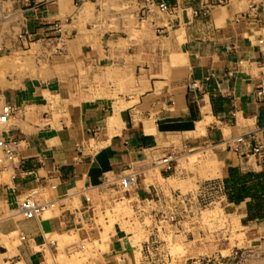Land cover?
Listing matches in <instances>:
<instances>
[{
	"label": "crops",
	"instance_id": "1",
	"mask_svg": "<svg viewBox=\"0 0 264 264\" xmlns=\"http://www.w3.org/2000/svg\"><path fill=\"white\" fill-rule=\"evenodd\" d=\"M0 51L1 73L22 66L0 79L16 154L0 182L1 264L66 263L84 242L93 248L80 264H157L133 238L103 241L96 227L97 192L132 169L127 193L158 210L181 186L221 184L225 225L195 226L188 250H264V193L229 196L240 177L264 184V0H0ZM192 150L210 161L184 167ZM30 195L56 205L27 218L18 206Z\"/></svg>",
	"mask_w": 264,
	"mask_h": 264
},
{
	"label": "rangeland",
	"instance_id": "2",
	"mask_svg": "<svg viewBox=\"0 0 264 264\" xmlns=\"http://www.w3.org/2000/svg\"><path fill=\"white\" fill-rule=\"evenodd\" d=\"M17 51L16 56L25 53L21 52L22 49ZM3 53L0 51V56ZM30 58L34 70L43 71L44 66L38 65L33 57ZM18 61V59L12 61L9 71L0 72V79L7 78L8 75L14 76L22 67ZM205 160L210 161L205 153L201 150H192L183 156L180 162L193 171L199 165L203 166ZM108 179L111 180V178ZM114 182H107L105 187L97 192L92 208L96 227L98 231H101L103 241L107 240L110 234L121 231L141 244L148 255L150 249L154 255L162 257L157 264H264V250H259L258 247L251 246L247 250L226 249L208 253L209 255H205L207 251L200 252L204 254L203 256H198L194 251L187 249L188 245L199 240V238L195 240L193 238L192 231L195 226L201 229V232L209 233L211 229L225 225L219 216L221 210L214 206L219 205L224 191L217 180L181 186L176 192L169 193L170 201L165 204V209L162 207L164 210L162 208L158 210L149 201L135 200L121 186L120 181ZM185 231L192 235L187 236L184 234ZM222 239L225 238L222 237ZM236 239V235L230 239L231 245L236 244ZM94 244L96 247L101 246L98 241ZM84 245L86 249L75 251L74 256L66 263H64V255L58 260L61 264H80L88 254H91L90 249L93 248L86 242ZM1 261L0 253V264Z\"/></svg>",
	"mask_w": 264,
	"mask_h": 264
},
{
	"label": "built area",
	"instance_id": "3",
	"mask_svg": "<svg viewBox=\"0 0 264 264\" xmlns=\"http://www.w3.org/2000/svg\"><path fill=\"white\" fill-rule=\"evenodd\" d=\"M161 9H167L168 6L164 3L160 4ZM258 93L260 95H264V78L258 85ZM13 108L9 105L3 106L0 110V182L5 173L9 171L10 164L12 163L15 157V150L13 148L14 141L6 138L3 134V127L9 120L10 116L12 115ZM238 142H243L244 137L239 136L236 138ZM263 152V145L261 143H257L252 148V153L257 154L259 156L262 155ZM159 165L163 167L165 171H171L174 167V158L172 154L165 155L159 161ZM138 172L135 170H129L125 174H123L120 178V184L123 188L128 190L137 179ZM110 182L109 179L106 180ZM35 193V192H33ZM56 205L55 200H50L47 202H41L34 199L32 195L24 198L19 206L18 212L27 218L31 217H38L40 216L45 210L48 208L54 207Z\"/></svg>",
	"mask_w": 264,
	"mask_h": 264
},
{
	"label": "trees",
	"instance_id": "4",
	"mask_svg": "<svg viewBox=\"0 0 264 264\" xmlns=\"http://www.w3.org/2000/svg\"><path fill=\"white\" fill-rule=\"evenodd\" d=\"M234 170H231V174L232 176H235ZM259 177V175H256V178ZM225 182H228V179H226ZM238 183H240V186H233L234 188L231 190L232 192L229 194L230 198L236 199V200H240L242 199L246 194H253L257 196H260L264 193V184L260 183L257 181V183H255L252 186H248L246 183H244V179L243 178H238ZM227 186V185H226ZM227 191H229V188H227ZM262 204H258V206L260 207Z\"/></svg>",
	"mask_w": 264,
	"mask_h": 264
},
{
	"label": "bare ground",
	"instance_id": "5",
	"mask_svg": "<svg viewBox=\"0 0 264 264\" xmlns=\"http://www.w3.org/2000/svg\"><path fill=\"white\" fill-rule=\"evenodd\" d=\"M189 161V160H188ZM172 244V243H171Z\"/></svg>",
	"mask_w": 264,
	"mask_h": 264
}]
</instances>
